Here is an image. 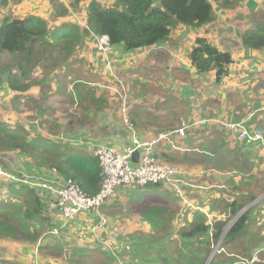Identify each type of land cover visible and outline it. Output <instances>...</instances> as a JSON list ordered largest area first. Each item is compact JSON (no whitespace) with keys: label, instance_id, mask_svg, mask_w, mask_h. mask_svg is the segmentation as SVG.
<instances>
[{"label":"trees","instance_id":"trees-1","mask_svg":"<svg viewBox=\"0 0 264 264\" xmlns=\"http://www.w3.org/2000/svg\"><path fill=\"white\" fill-rule=\"evenodd\" d=\"M247 1L253 24L240 36L241 50L247 54L254 51L262 53L264 2L260 6L255 0ZM232 2L113 0L111 5H103L94 0L85 6V19L81 22L84 25L67 22L52 31L41 16L2 15L0 51L19 55L25 53L24 60L28 64L41 55L39 49L47 48L49 55L44 59L39 58L33 68L40 67L38 65L42 67L47 62L54 63L55 68L64 65V71L72 73L69 70L81 64L77 52L83 47L90 50L93 45H89V42H96V37H108L114 50L121 48L126 54L153 52L168 46L173 33L180 26L187 28L186 33L212 24L216 19L214 5L226 9L230 8ZM58 9L63 10V15L72 13L70 7L64 4ZM193 51V71L188 73L192 85L198 84L194 77L196 74H214L215 82L220 84L228 75L218 80L217 71L236 62L230 52L204 39L196 42ZM100 55L104 63L107 58L101 51ZM43 69L46 71L49 67L44 65ZM76 73L80 79L74 80L78 83L74 92L64 91L58 96L57 92L45 94L46 103L50 104L53 111L51 104L56 103L55 100L65 101L70 107L78 101V107L86 113L90 110L102 113L108 105L107 100L102 104V99L96 98L94 91L84 82L85 79H81L83 74ZM12 74V70H0V90L7 88L13 94L27 91L28 85L21 84L20 78ZM86 74L90 76L91 72ZM47 86L42 83L40 91L44 92ZM185 93L187 98L184 108L187 109L175 112L178 121L191 116L195 103L192 100L195 89L185 87ZM15 98L19 99L20 96L16 95ZM8 120L0 112L1 169L7 173L14 171L9 163L14 161L12 157L15 156L21 165L34 167L32 171L47 173L56 169L60 179L73 181L87 196L92 197L100 192L101 168L94 154H86L76 147L72 149L41 134L33 137L32 131L23 124L13 125ZM132 123L137 126L134 121ZM188 125L190 127L184 137L175 134L172 143L164 142L157 147L156 156L164 162L182 165L180 168L187 174L185 181L190 185L184 188L185 195L193 207L186 206L171 188L163 184L121 190V196L122 191L130 190L131 197L139 196V192L151 188L157 192L153 199L145 194L141 197L143 203L137 207V214L132 220L139 222L140 226L133 227V230L123 220L126 218L124 209H112L120 204L121 196L101 209L103 215L110 219L111 225H118L117 232L110 235L104 233L105 237L102 233L108 230L101 231L102 238L116 240L112 242L113 250L105 248L91 235L92 226L100 224L93 210L79 215L73 225L70 223L60 231L57 228L61 222H54L53 214L48 211L36 187L6 176L0 177V183L6 184L0 189V264H33L37 257L35 250H38V259L42 264H56L58 260H64L65 247L58 243L61 235L65 238L66 253L72 252L74 258L67 259L68 264H88L85 257L99 260L100 264H264L251 262L257 248H264V217L259 221L257 216L262 210L261 213L264 212V199L256 202L264 195V167H261L264 163V145L261 142L240 141L239 133L226 132L216 126L198 127L199 123L193 125L189 122ZM176 127L174 124L162 127L155 137L174 132ZM246 128L250 132L260 129L264 133L263 128H251L248 125ZM141 136L147 138L144 134ZM127 140L129 143L125 146L132 143L131 137H127ZM199 169L211 171L214 175L205 173L200 176L198 171L202 170ZM11 174L18 176L15 171ZM197 176L198 184H194ZM132 189L139 190L136 192ZM239 215L240 218L231 226V222ZM88 219L91 223L87 222ZM73 227H80L75 235L71 231ZM53 230H59L60 235H54ZM80 236L82 239H76ZM218 242L220 249L212 256L214 245ZM97 250L99 254H94Z\"/></svg>","mask_w":264,"mask_h":264},{"label":"rangeland","instance_id":"rangeland-1","mask_svg":"<svg viewBox=\"0 0 264 264\" xmlns=\"http://www.w3.org/2000/svg\"><path fill=\"white\" fill-rule=\"evenodd\" d=\"M74 1L13 0L9 11L6 14L0 12V17L2 15L10 17L41 16L47 21L51 31L55 27L67 22L80 25L83 24L81 22L85 19V6L94 0H81L79 3ZM96 1L103 3V5H111L113 3V0ZM255 1L260 6L264 2V0ZM246 3H248L247 0L246 2L233 0L230 8L226 9L214 5L216 19L212 24L186 33L184 32L187 28L180 26L173 33L168 46L153 52L126 54L121 50H114L111 47L109 49L110 53L104 56L108 60L106 59L103 63L98 43L93 40L89 42V45L91 43L93 45L90 47V50H85V47H83V49L77 52V59L81 61V64L71 68L69 71H73L72 73L64 71L66 66L61 65L62 63L60 64L61 66L59 65L60 67L55 68L54 63L45 62L44 65L48 66L49 70L45 71L43 69L44 65L42 67L38 65L41 68L37 67L34 69V63L39 58L43 57L44 59V57L49 55V52L46 51L47 48L39 49L38 51L41 55L36 56L28 64L24 60L25 53L19 55L0 51V70L7 72L14 71L12 75L19 77L21 84L28 85V90L18 92L19 94H13L7 88H2L0 90V112L4 119H9L8 121H11L13 125L21 123L26 129H30L33 137L41 134L50 137L53 141L62 142L65 146H69L72 149L76 147L86 154H93L98 145L118 146L119 143H129L130 139L128 141L127 137L130 138L131 134L127 125H132L137 135L142 138H144L141 136L142 134L146 137H154L159 134L162 127L171 124H174L178 128L180 126L175 112H182L184 109H187L184 108L187 98L185 87L195 89V86L191 82L192 78L188 77V73L189 71H193L191 67H193L194 51H191L196 42L198 43L201 39H204L211 44H218L221 49L223 48V51L230 52L236 58L237 64L217 71L218 80L229 75L230 71L231 75H235L238 73V67L245 68L251 73H255L257 70L262 73V69H255L251 65L252 60L243 58V61L240 62L242 57H245V52L241 50L240 36L252 27L253 24L251 20L252 12H250ZM62 4L70 7L71 15L62 14L63 10L58 9ZM227 12L228 15H226ZM89 45L87 44V46ZM76 72L83 74L81 79H85V81H82L87 83L89 88L94 91L96 98L102 99V104L107 100L108 105L102 113L94 110L86 113L80 106L78 107V101L70 107L65 104V101L55 100L54 102L56 103L51 104L53 111L50 109V104L46 103L45 94L57 92L58 96L64 91L74 92L75 85L78 84L74 80L79 78ZM86 72H91V75L88 76ZM207 75L204 76L206 77ZM202 78L203 76L195 75V79L200 80L201 83H203ZM42 83L48 85L44 92L40 91ZM6 90L7 92H5ZM208 93L209 91H207ZM16 95L20 96V98H15ZM195 105L199 104L195 102ZM66 109L67 111H65ZM182 119V124H184L185 119L183 117ZM132 121L137 126H134ZM113 128L115 129L114 132L112 131ZM171 139H173V136ZM115 140L118 142H115ZM12 159L14 161H11L9 165L18 174L14 178L6 176L12 180L23 182L25 179L37 178L43 174V171H32L34 167L21 165L17 161L19 158L15 156ZM262 166L264 167V163ZM1 170L7 173L4 169ZM11 173L7 174L11 175ZM3 176L5 175H0V177ZM196 180L197 182L194 184H198V176ZM5 186L6 184L2 185L0 183V189ZM30 187L34 186L30 185ZM132 190H136L137 192L139 189ZM129 192L130 190L122 191L120 204L112 209H124L126 218L123 220L133 230V227L140 226L139 222L135 223L132 220L137 214V207L143 203L141 197L145 194V196L153 199L157 190L155 188L142 190L139 192L140 195L136 197H131ZM262 199H264V195L259 197L256 202ZM261 212L257 215L259 221L264 217V212L263 214ZM52 214L58 222H62V217L59 213ZM110 218L112 219V217ZM74 223L75 220L70 225ZM116 226L118 225L116 224ZM116 226L112 224V231L109 233L103 232L102 236H104V233L108 235L117 232ZM120 226L121 228L123 227L122 224ZM109 228L107 227V230ZM78 230L80 228H75V232L72 234L75 235ZM54 232L55 230H53L54 235H58V233ZM76 239L82 238L80 236ZM113 241L115 242L116 240ZM16 246H19V243H16ZM219 246L220 242L214 245L212 256L220 249ZM257 249H255L256 251L254 250L253 257L256 259V262L263 263L264 248L259 247ZM35 254L38 258V250H35ZM94 254H99V251H94ZM40 257H43V255H40ZM67 259L70 258L67 257ZM84 260L88 264H100L99 260L93 258L88 259L85 257ZM58 261L59 264H68L65 259ZM104 264H108V262Z\"/></svg>","mask_w":264,"mask_h":264},{"label":"built area","instance_id":"built-area-1","mask_svg":"<svg viewBox=\"0 0 264 264\" xmlns=\"http://www.w3.org/2000/svg\"><path fill=\"white\" fill-rule=\"evenodd\" d=\"M99 50L107 56L111 49L109 38L106 36L95 38ZM108 51V52H107ZM128 123V121H126ZM202 124V123H199ZM130 129L132 143L124 146L98 145L93 154L100 162L102 187L95 196H87L85 192L73 181L60 179L56 169L43 173L37 178L25 179L26 182L41 193L43 202L46 203L48 211L59 213L62 217L63 226H67L78 216L94 211V217L100 221L99 225L92 226L91 235L99 238V231L107 229L110 219L102 213V208L118 200L121 196V190L127 188H142L148 185L163 184L173 190L175 195L184 202L186 206H192V203L185 195L184 188L189 187L185 181L186 171L180 166L164 162L156 156V150L162 143H172L171 137L178 134L182 137L186 135L189 125L185 122L176 131L161 134L158 137L141 138L134 131L132 125H127ZM227 131L239 133L240 140H246L249 143L261 142L264 145V133L257 129L250 132L245 122L224 123ZM139 152L138 162H133V155ZM0 175L14 178L15 175H9L0 168ZM58 233L57 230H55ZM54 232V233H55ZM97 236V237H96ZM101 244L110 250H113L110 239H98ZM256 261V259L251 262Z\"/></svg>","mask_w":264,"mask_h":264},{"label":"crops","instance_id":"crops-1","mask_svg":"<svg viewBox=\"0 0 264 264\" xmlns=\"http://www.w3.org/2000/svg\"><path fill=\"white\" fill-rule=\"evenodd\" d=\"M246 5L248 6L247 3ZM226 15H228V12ZM254 52H252L251 55L250 53L247 54L245 52V57H242L240 62L243 61V58L250 59L252 60L251 65H253L255 69H262V73L258 72L259 70L255 73H251L245 68L238 67V73L231 75L230 71L229 75L224 78L220 84L215 82L214 74L209 75V77L208 75L206 77L203 76L202 81L204 84L201 83L200 80L196 79L198 80V84L195 83L194 85L196 94L193 97V101L199 105H195V103L193 104L191 116L188 119H185L187 124L188 122L193 125L194 123H202L199 124L198 127H204L205 125L216 126L226 132L227 130L224 127V123L229 122H245V125L248 123L247 125L251 128H264V50L262 53L255 52V54H253ZM237 63L238 62L236 60L235 64ZM207 91H209L208 94ZM182 121L183 120L178 121L179 126H181ZM118 146L126 147L127 145L125 146V144L119 143ZM205 173L209 176L214 175L211 171H198L200 176H204ZM53 220L55 223L57 222L55 217H53ZM87 222H90V219H88ZM111 226L112 225L109 223L108 227L110 228L108 231L112 228ZM58 227L59 228L57 229L61 231V229L67 226L64 227L62 221L58 224ZM75 228L80 227H73L71 231L74 232ZM59 230L58 235L56 236L60 235ZM101 231H99L98 239L106 240L102 238ZM95 239L98 241L97 238ZM107 239H110V237ZM58 240V243H62L65 247L63 254L64 259L67 260V257L71 258L72 252L66 253V245L64 244L65 238L61 235ZM110 240L113 242V239ZM58 263L59 261L56 262V264ZM33 264H42V262L36 257Z\"/></svg>","mask_w":264,"mask_h":264},{"label":"water","instance_id":"water-1","mask_svg":"<svg viewBox=\"0 0 264 264\" xmlns=\"http://www.w3.org/2000/svg\"><path fill=\"white\" fill-rule=\"evenodd\" d=\"M12 1H13V0H0V12H1L2 14H6V13L9 11V9H10V7H11V4H12ZM138 158H139V152L137 151V152L134 153V155H133V160H132V161L136 163V162H138ZM247 209H248V208H247ZM247 209H246V210H247ZM244 212H245V211H244ZM244 212H243V213H244ZM243 213H242V214H243ZM242 214H241V215H242ZM241 215H239V217H237V218L234 220L233 224L236 222L237 219L240 218ZM233 224H232V225H233ZM232 225H231V226H232Z\"/></svg>","mask_w":264,"mask_h":264}]
</instances>
